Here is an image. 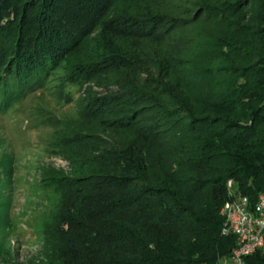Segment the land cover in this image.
<instances>
[{"label":"trees","instance_id":"16d2710c","mask_svg":"<svg viewBox=\"0 0 264 264\" xmlns=\"http://www.w3.org/2000/svg\"><path fill=\"white\" fill-rule=\"evenodd\" d=\"M113 1L0 0V75L79 40ZM141 12L106 27L144 66L94 68L108 84L65 141L42 264H217L237 243L224 232L229 181L254 205L264 192V0H148ZM9 88L0 97L23 90ZM246 261L264 264V249Z\"/></svg>","mask_w":264,"mask_h":264},{"label":"rangeland","instance_id":"374dc122","mask_svg":"<svg viewBox=\"0 0 264 264\" xmlns=\"http://www.w3.org/2000/svg\"><path fill=\"white\" fill-rule=\"evenodd\" d=\"M147 3L114 0L79 40L64 41L32 66L21 64L28 69L13 65L7 76L0 75L9 89L18 81L23 88L9 100L0 97V264H42L44 226L61 203L56 181L68 171L65 141L84 131L86 101L104 93L108 84L109 72L94 68L110 67L115 77L118 63L124 68L132 60L144 66L142 54L129 51L131 40L106 27L120 17L141 14Z\"/></svg>","mask_w":264,"mask_h":264},{"label":"built area","instance_id":"2783aa9c","mask_svg":"<svg viewBox=\"0 0 264 264\" xmlns=\"http://www.w3.org/2000/svg\"><path fill=\"white\" fill-rule=\"evenodd\" d=\"M233 189L239 194V202L237 212H228V215H235V223L226 224L224 232L236 236L237 243L231 255L222 258L224 261L217 264H248V256L264 249V239H259L261 228H258V220L264 218V206H259V212H252L251 204L255 202L243 199L237 185H233Z\"/></svg>","mask_w":264,"mask_h":264},{"label":"bare ground","instance_id":"6f19581e","mask_svg":"<svg viewBox=\"0 0 264 264\" xmlns=\"http://www.w3.org/2000/svg\"><path fill=\"white\" fill-rule=\"evenodd\" d=\"M228 187H229V191H230L233 199L225 204L222 211H223L224 215L226 216V224H234L235 223V215H228V212L229 213H236L237 212V203L239 202V194H237L238 197L235 196L232 181H229ZM241 197H243V199H245L246 201H250V199L246 196H241ZM259 206H264V192H262L259 195L258 203L256 205L251 204V211L252 212H259ZM258 228H261L260 232H259V239H264V218H261L258 220ZM225 233H227V232H225Z\"/></svg>","mask_w":264,"mask_h":264}]
</instances>
